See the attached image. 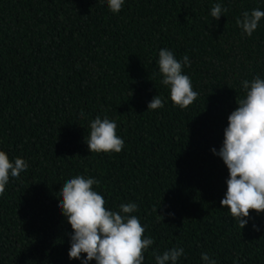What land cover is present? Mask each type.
<instances>
[{"label":"trees","instance_id":"16d2710c","mask_svg":"<svg viewBox=\"0 0 264 264\" xmlns=\"http://www.w3.org/2000/svg\"><path fill=\"white\" fill-rule=\"evenodd\" d=\"M216 2L126 0L113 14L99 0H0V150L29 164L0 196V264H80L57 208L76 175L100 181L108 208L138 204L154 240L144 264L176 246L180 264H201L202 252L218 264H264V214L250 210L242 229L221 207L228 170L211 151L244 95L240 81L264 75V19L252 37L236 24L264 0H223L218 21ZM161 48L191 60L184 72L198 96L186 109L160 83ZM155 95L167 102L147 110ZM97 115L117 122L121 152H89Z\"/></svg>","mask_w":264,"mask_h":264},{"label":"clouds","instance_id":"9594fccd","mask_svg":"<svg viewBox=\"0 0 264 264\" xmlns=\"http://www.w3.org/2000/svg\"><path fill=\"white\" fill-rule=\"evenodd\" d=\"M106 3L113 14H118L126 0H99ZM229 11L223 0L210 8V16L218 21ZM264 19V10H245L237 17L236 24L241 34L252 37ZM160 83L169 89V98L174 106L186 109L197 98L191 78L184 72L190 67L187 54L177 59L174 52L161 48L158 53ZM244 95L237 107L227 117V127L223 130V141L218 156L228 170L225 181L227 190L220 201L230 217L242 229L251 219L250 210L256 215L264 214V75L257 73L251 80L240 81ZM167 101L155 95L148 103L147 110L164 107ZM80 118H86L80 113ZM117 122L106 115H97L89 121V135L85 142L90 153H119L124 148V139L117 135ZM29 167L22 157L10 159L0 150V196L4 195L10 178L19 179ZM100 181L92 176L76 175L67 180L60 192L57 205L60 214L70 224V247L68 257L80 264H144L145 253L154 244L153 238L145 236L146 226L133 213L138 211L135 202L121 203L117 208L105 206L104 196L94 189ZM160 207V206H159ZM157 211V209H156ZM174 216V213H166ZM163 217V215H158ZM256 231L260 228L253 224ZM155 264H180L186 256L183 247L176 246L162 253L152 250ZM201 264H218L207 252L200 254ZM233 264H239L234 259Z\"/></svg>","mask_w":264,"mask_h":264}]
</instances>
